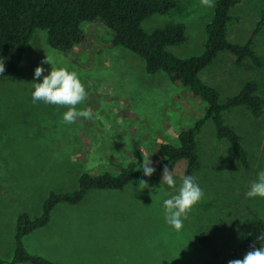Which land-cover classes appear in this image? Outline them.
<instances>
[{
	"label": "rangeland",
	"instance_id": "obj_1",
	"mask_svg": "<svg viewBox=\"0 0 264 264\" xmlns=\"http://www.w3.org/2000/svg\"><path fill=\"white\" fill-rule=\"evenodd\" d=\"M213 8L200 0H176L170 12L148 16L142 27L150 32L168 22L182 23L184 42L167 50L187 58L202 53ZM262 8L264 0H237L229 12L227 39L246 42ZM81 28L85 42L67 53L47 44L45 30H36L33 40L40 54L36 56L32 40L18 72L0 74V260L13 256L18 216L40 215L50 192L76 189L82 172H117L143 156L156 168L158 145L178 144L179 133L204 113L205 103L187 87L163 72L147 73L141 57L112 45L101 24L85 22ZM253 47L264 59V31L254 35ZM45 58L50 64H42ZM38 65L45 71L34 81ZM244 65L220 52L199 77L222 101L251 79L260 83L264 97V65ZM60 68L77 73L87 97L76 108H90L91 119L78 117L66 124L62 118L67 106L32 103L33 82ZM223 115L241 136L250 168L240 167L229 145L216 140L211 122H206L197 135L201 169L194 175L204 195L182 218L180 231L164 217L163 201L175 190L155 171L143 190H137L139 180H134L123 190H92L78 204L56 205L47 225L24 236L27 250L62 264H214L220 251L238 244L264 218V198L245 195L264 169V114L255 118L239 107ZM185 166L181 161L172 170L176 189ZM202 232L207 234L203 243Z\"/></svg>",
	"mask_w": 264,
	"mask_h": 264
},
{
	"label": "trees",
	"instance_id": "obj_2",
	"mask_svg": "<svg viewBox=\"0 0 264 264\" xmlns=\"http://www.w3.org/2000/svg\"><path fill=\"white\" fill-rule=\"evenodd\" d=\"M237 0H217L213 16L205 26L206 41L201 54L180 58L167 50L168 46L184 42V25L168 22L147 32L142 27L145 18L152 14H166L176 6V0H0V61L9 75L18 72L28 51L36 30L46 31V42L53 49L67 53L76 49L86 37L81 25L99 23L111 35V44L119 45L141 57L147 73L163 72L174 83L187 87L192 96L205 103L203 115L193 126L182 130L178 144L162 142L158 145L159 160L156 171L162 173L168 165L172 171L181 161L185 163V175L194 176L201 169L197 135L206 122H211L216 140L225 141L241 168H250V158L236 128L226 122L224 111L243 108L253 117L264 114V97L259 94L260 83L247 80L233 95L220 100L217 90L203 82L199 72L212 63L220 52L235 56L237 65L247 64L248 69L262 68L264 59L253 47V37L264 31V8L260 10L255 28L242 44L227 39L226 26L230 20V9ZM38 56L40 45L33 40ZM31 43V44H32ZM244 65V66H245ZM143 159L129 162L117 172H82L78 176V186L74 190L50 192L42 204L41 214L31 217L21 213L14 228L13 256L10 264H62L40 254L31 253L24 245L25 235L47 225L52 210L60 203L75 205L92 190H123L134 180L147 179L142 174L140 164ZM195 177V176H194ZM196 178V177H195ZM264 234V218H258L246 236L236 245H230L218 253L214 264H228L229 260L243 259ZM200 242H205L207 234L202 232Z\"/></svg>",
	"mask_w": 264,
	"mask_h": 264
},
{
	"label": "clouds",
	"instance_id": "obj_3",
	"mask_svg": "<svg viewBox=\"0 0 264 264\" xmlns=\"http://www.w3.org/2000/svg\"><path fill=\"white\" fill-rule=\"evenodd\" d=\"M200 3L204 7H214L213 0H200ZM43 63L50 64V61L45 58ZM4 71V62L0 61V74ZM44 71L45 69L38 65L34 70V81L40 78ZM33 87L32 103L43 101L46 104L68 107V110L63 114V123L72 124L78 117L92 118L93 113L90 108L79 111L76 108L87 97L84 85L76 72H69L63 68L52 69L48 75L43 76L42 82H33ZM140 167L144 177H150L156 171L148 156H143ZM161 182L166 184L169 189L175 190V194L168 193L169 198L163 201L165 222L176 231H180L184 226L182 218L186 219L193 206L201 200L204 195L203 190L196 183V178L191 175H185L180 187L176 189V181L168 165L163 167ZM147 187H149L147 181L143 178L139 179L137 190H143ZM245 195L248 198H264V169L257 173L256 181L252 182ZM257 241H264V234H260ZM250 248L252 250L248 251L243 259L229 260L228 264H264V244L261 243V247L257 249L253 243Z\"/></svg>",
	"mask_w": 264,
	"mask_h": 264
}]
</instances>
